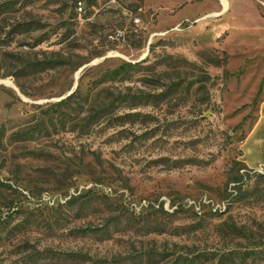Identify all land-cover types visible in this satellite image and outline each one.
<instances>
[{"label": "rangeland", "instance_id": "obj_1", "mask_svg": "<svg viewBox=\"0 0 264 264\" xmlns=\"http://www.w3.org/2000/svg\"><path fill=\"white\" fill-rule=\"evenodd\" d=\"M255 8L0 0V264H264Z\"/></svg>", "mask_w": 264, "mask_h": 264}, {"label": "crops", "instance_id": "obj_2", "mask_svg": "<svg viewBox=\"0 0 264 264\" xmlns=\"http://www.w3.org/2000/svg\"><path fill=\"white\" fill-rule=\"evenodd\" d=\"M260 1L264 3V0ZM223 5L224 11H227L228 3L223 1ZM255 9L257 12L255 20H257L259 24H262L264 20L258 14L257 8ZM251 18L252 17L246 13L237 12V15L232 18V22H235V25H231V27L238 34L256 33L258 31H255L251 24L248 25V23H251L248 22ZM242 158L245 165L252 171H260L264 168V100L261 104L259 118L243 143Z\"/></svg>", "mask_w": 264, "mask_h": 264}, {"label": "trees", "instance_id": "obj_3", "mask_svg": "<svg viewBox=\"0 0 264 264\" xmlns=\"http://www.w3.org/2000/svg\"><path fill=\"white\" fill-rule=\"evenodd\" d=\"M52 66H51V68L52 69H54V68H56L57 67V65H56V63H52L51 64ZM119 73V70H116V71H114L113 72V75H116V74H118ZM112 108V104H109V105H106V107H104L103 109H101V110H99V111H97V112H95L96 113V115L97 114H102V113H105V114H107V113H109V110Z\"/></svg>", "mask_w": 264, "mask_h": 264}, {"label": "bare ground", "instance_id": "obj_4", "mask_svg": "<svg viewBox=\"0 0 264 264\" xmlns=\"http://www.w3.org/2000/svg\"><path fill=\"white\" fill-rule=\"evenodd\" d=\"M223 2V1H222ZM225 4V3H224Z\"/></svg>", "mask_w": 264, "mask_h": 264}]
</instances>
